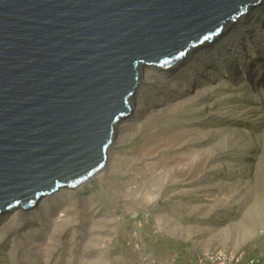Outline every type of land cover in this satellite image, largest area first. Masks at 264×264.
Returning <instances> with one entry per match:
<instances>
[{
	"label": "rangeland",
	"instance_id": "1",
	"mask_svg": "<svg viewBox=\"0 0 264 264\" xmlns=\"http://www.w3.org/2000/svg\"><path fill=\"white\" fill-rule=\"evenodd\" d=\"M253 22L245 39L252 49L263 47L256 59L264 66V22ZM234 44L224 43L220 64L212 66L223 76L219 83L195 84V72L187 85L197 89L192 98L146 114L112 144L105 174L84 184L81 200L56 210L75 221L63 238L44 221L31 246L44 253L25 246L11 258L1 244L0 264H185L200 253L239 249L264 256V71L255 63L252 74L232 72L243 66ZM160 85L147 87V103L161 101ZM170 87L172 95L180 92ZM197 150L215 162L195 174L187 159ZM197 186L204 195L197 197Z\"/></svg>",
	"mask_w": 264,
	"mask_h": 264
},
{
	"label": "water",
	"instance_id": "2",
	"mask_svg": "<svg viewBox=\"0 0 264 264\" xmlns=\"http://www.w3.org/2000/svg\"><path fill=\"white\" fill-rule=\"evenodd\" d=\"M263 1L0 0V212L99 174L141 69Z\"/></svg>",
	"mask_w": 264,
	"mask_h": 264
},
{
	"label": "bare ground",
	"instance_id": "3",
	"mask_svg": "<svg viewBox=\"0 0 264 264\" xmlns=\"http://www.w3.org/2000/svg\"><path fill=\"white\" fill-rule=\"evenodd\" d=\"M256 7L257 8L255 10L254 8H250L248 12L243 14L237 20L229 22L222 31L220 38L217 37L213 42L191 48L187 52L186 56L176 63L163 67L149 65L144 66L141 69L140 84L130 102V112L120 120L116 127L113 146L125 133L139 128V125L142 123L146 114L154 113L160 110H169L181 103L184 99L192 98L193 92L197 89L192 92L191 89L187 88V85L193 78L195 72L198 76L194 82L195 84H199L201 79L203 81L201 83H204L210 88L215 83H219L223 76L221 77L218 72L214 73L216 68H212V66L220 64V58L222 57L221 48L226 42L235 43L234 49L239 55L238 62L243 64L242 67L235 65V67L231 69V71L233 70L232 72L239 73L238 70L244 68L247 75L252 74L254 70H251V67L255 63L258 64L261 71H264V66H261L256 59V56L259 55L263 47L255 44L252 49L250 42L246 41V39L250 36L247 35V38L245 39V35L249 33L245 32V29L248 25L254 23L253 19L259 20L255 26H261L264 22V1ZM234 33L237 34L238 38L235 37L230 41L228 36L230 35L232 37ZM216 41H218L217 46L215 45ZM227 53L228 52H226V54ZM198 55H200L201 59L197 57ZM155 84H161L159 86L161 89L160 96L158 97L161 101L155 104H149L145 98V91L147 90V87L153 85L155 86ZM170 85H172L175 89L180 90V92L176 95H172ZM213 114V116H215V113ZM113 146L109 149L105 168L97 174L98 178L105 174L112 162L114 157ZM221 152L222 151L218 152L219 159L214 164V166H217L218 168L220 167L219 164L222 159ZM197 153L198 150L194 152V159H187V164L190 166V170L195 174L207 169L213 164V162H215L212 159H206V157H203L202 154ZM203 186H208L206 180L203 182ZM204 187L197 186L195 188V193L198 195L197 197L205 194L203 191ZM84 188V184L76 188L61 187L58 191L41 197L39 201L32 206V208L31 206L22 205H18L13 208H4V210L0 213V245H6V249L9 250V257H18L21 250L25 249V246L30 250H35V254L44 253L43 249L31 248L39 235L37 226L44 221H46V223H48V225L53 229V234L59 238H63V235L68 231V229L75 225V221L70 218L67 213H63V211L61 213L55 212L56 210L60 211L61 203L63 201L73 199L81 200L82 189ZM51 238L52 237H49V239ZM51 241H56L55 237L52 238ZM59 245L60 243L57 246ZM1 256L0 260L4 262V255Z\"/></svg>",
	"mask_w": 264,
	"mask_h": 264
},
{
	"label": "built area",
	"instance_id": "4",
	"mask_svg": "<svg viewBox=\"0 0 264 264\" xmlns=\"http://www.w3.org/2000/svg\"><path fill=\"white\" fill-rule=\"evenodd\" d=\"M185 264H264V256L246 249L209 251Z\"/></svg>",
	"mask_w": 264,
	"mask_h": 264
}]
</instances>
